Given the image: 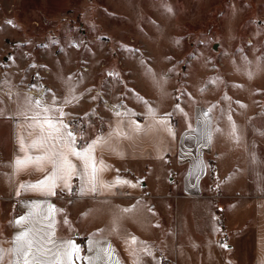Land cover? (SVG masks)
Returning <instances> with one entry per match:
<instances>
[{"label":"crops","instance_id":"1","mask_svg":"<svg viewBox=\"0 0 264 264\" xmlns=\"http://www.w3.org/2000/svg\"><path fill=\"white\" fill-rule=\"evenodd\" d=\"M60 58L51 55L47 58L51 67L49 92L45 96V93L41 94L44 90L35 89L36 94L45 96L47 103L55 95L58 106L68 113L65 120L82 123L83 139L78 138L77 147L91 142L98 135L107 137L119 119L115 111H127V119L139 124L141 130L129 132L128 138L113 137L107 145L98 147L95 155L109 166L110 170L102 175L104 181L120 177L137 186L81 196V181L73 178L71 193L57 190L56 196L44 197L29 191L16 196L20 183L35 182L42 178V174L29 169L14 175L13 169L7 167L15 156L23 155L18 137L23 136L26 142H31L39 134L38 128L28 127L34 121L26 119L38 109L26 107L22 101L17 103L18 96H34L28 93L24 81L19 80V67H9L0 85V108L5 110V115L0 116V239H11L16 229L8 226L9 221L26 214L30 202L47 201L61 210L55 216L57 237L74 240L82 248L81 255H91L84 251L87 240L98 230H103L99 238L106 242L105 247L111 244L120 264H133L128 246L123 243L126 237L131 236L143 242L152 252V257H143V264H162L164 260L171 264H262L264 75L253 65L260 62L259 57L254 59L248 54H241L240 85L226 88L230 97L225 98L224 118L216 108L217 103L211 101L215 96H210L209 107L199 104L192 109L185 107L178 110L168 93L166 107L156 108L152 105L154 93L149 96L143 88L137 96L135 87L134 91L128 89L123 94V101L114 92L111 106L102 102L93 108L91 104L95 94L91 90L84 92V77L75 78L74 60H66L68 63L62 66L64 75L61 80L52 72L55 69L54 59ZM243 66L253 69L251 78L246 74L249 70H241ZM12 68L16 71H10ZM228 73L233 74L232 71ZM69 78L78 99L64 105ZM212 90L210 94H216V89ZM119 105L123 107L113 110V106ZM149 106L156 110L154 118L146 112ZM209 109L213 137L209 145L203 146L202 142H197V134L188 128L189 125L197 127L195 117ZM94 110L96 115L106 116V121L100 130L89 133L90 127L84 125V119L91 116ZM169 113L172 115L168 116ZM176 116L179 118L177 123L174 122ZM159 119H164L166 125L156 124L155 120ZM232 124L237 129L239 141L230 134ZM165 127H171L173 134L169 135ZM217 128L221 131L216 132ZM32 154L40 153L37 150ZM197 157L204 165L199 180L191 174ZM235 179L239 181L234 182ZM126 208L134 210L123 215L119 234L111 232L113 214ZM0 246L7 248L9 244Z\"/></svg>","mask_w":264,"mask_h":264},{"label":"rangeland","instance_id":"2","mask_svg":"<svg viewBox=\"0 0 264 264\" xmlns=\"http://www.w3.org/2000/svg\"><path fill=\"white\" fill-rule=\"evenodd\" d=\"M241 54L258 56L260 62L253 65L264 75V0H0V85L8 68L18 66L19 80L37 98L35 89H49L51 55L61 57L54 59L52 71L59 80L66 60L75 61V78L84 77V92L96 96L93 108L102 102L111 106L114 92L123 101L135 87L137 96L143 88L149 96L154 93L156 108L166 107L168 93L178 110L209 107L215 96L211 101L224 118L225 97H230L226 88L240 85ZM39 60L49 70L41 81L28 67ZM106 70L117 77L106 76ZM148 70L162 82V90ZM212 89L216 94H210ZM94 111L84 119L89 133L106 121ZM72 123L80 132L82 123Z\"/></svg>","mask_w":264,"mask_h":264},{"label":"snow or ice","instance_id":"3","mask_svg":"<svg viewBox=\"0 0 264 264\" xmlns=\"http://www.w3.org/2000/svg\"><path fill=\"white\" fill-rule=\"evenodd\" d=\"M11 24V21H6ZM129 52H135L134 49H127ZM147 74L152 78L153 83L162 90L163 84L157 80L150 70ZM249 78L252 73H246ZM109 75H112L111 73ZM67 84V95L63 100L64 105L73 103L78 97L74 95V86ZM49 90L45 89V96ZM45 96L39 98L32 96L17 97V103L21 101L26 107L38 109L31 117H26L34 121L28 127L38 128L39 134L26 142L23 136L18 137L19 149L23 155H17L7 165L13 169V174L32 169V172H39L42 178L35 182L20 183L15 191L16 196H20L22 192H36L44 197L57 195V190L63 192L67 190L72 192L71 182L73 178L81 181L79 195L100 194L103 191H110L113 188L131 186L136 184L116 177L112 181H104L102 175L105 171L110 170L103 159L97 158L95 152L98 147L108 144L113 137L128 138L129 132H139L140 125L131 119H127L129 113L127 111H115V115L119 118L115 128H111L107 137L98 135L91 142L77 147L78 138L83 139L80 129L77 133L76 126L71 121H66L65 117L68 113L58 106V98L53 95L50 103L45 101ZM226 98V97H225ZM95 99V97L93 98ZM142 103H147L141 100ZM2 103V102H0ZM123 105L113 106V110ZM179 107V106H177ZM215 107V106H213ZM210 109L202 111L195 117L197 127L189 125L188 130L197 134V142H202L203 146L211 143L213 137V129L211 126ZM149 117L156 116V110L149 106L146 108ZM5 115V110L0 108V116ZM131 115H135L132 113ZM171 116L172 114H167ZM231 122V117L229 116ZM156 124L166 125L164 119L155 120ZM165 131L172 135L171 127H165ZM220 132V129H215ZM231 136L239 141L237 129L234 124L231 126ZM39 151L40 154L33 155V151ZM191 155V153H185ZM254 159V158H253ZM204 172L203 162L196 158L192 164V175L199 180ZM11 179V176L9 177ZM118 194V193H116ZM140 203L139 201L137 202ZM134 208L118 209L117 213L112 217L111 232L119 234L120 222L124 214L130 213ZM61 211L47 201H32L27 205L26 214L14 217L9 221L8 226L16 229L13 236L9 240L0 239V245L8 243L9 247L0 246V264H120L119 259L115 256V249L111 244H107L99 237L102 236L103 230H98L92 234L87 240L86 253L81 255L82 248L72 239H60L55 231V216ZM64 223L68 221L65 219ZM128 246L129 255L133 257V264H143V257H152V252L143 242L138 241L135 236L125 238L123 240ZM140 245V247H136ZM221 247H227L221 245ZM264 264V262H262Z\"/></svg>","mask_w":264,"mask_h":264},{"label":"built area","instance_id":"4","mask_svg":"<svg viewBox=\"0 0 264 264\" xmlns=\"http://www.w3.org/2000/svg\"><path fill=\"white\" fill-rule=\"evenodd\" d=\"M71 45L75 47V46H77V43L73 42V43H71ZM53 46L57 49L61 48L58 42H54ZM28 67L31 69V74H32L33 78L36 79L37 81L44 80L46 75L49 72V70L46 67V63L43 60H39L35 64L32 62H28ZM108 73H111L112 75H108ZM105 75L117 77V75H114V73L110 70H106Z\"/></svg>","mask_w":264,"mask_h":264},{"label":"trees","instance_id":"5","mask_svg":"<svg viewBox=\"0 0 264 264\" xmlns=\"http://www.w3.org/2000/svg\"><path fill=\"white\" fill-rule=\"evenodd\" d=\"M162 264H171L169 261L164 260Z\"/></svg>","mask_w":264,"mask_h":264},{"label":"bare ground","instance_id":"6","mask_svg":"<svg viewBox=\"0 0 264 264\" xmlns=\"http://www.w3.org/2000/svg\"><path fill=\"white\" fill-rule=\"evenodd\" d=\"M110 73H108V75H109Z\"/></svg>","mask_w":264,"mask_h":264}]
</instances>
